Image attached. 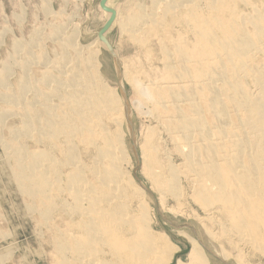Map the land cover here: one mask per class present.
Returning <instances> with one entry per match:
<instances>
[{
    "label": "bare ground",
    "instance_id": "6f19581e",
    "mask_svg": "<svg viewBox=\"0 0 264 264\" xmlns=\"http://www.w3.org/2000/svg\"><path fill=\"white\" fill-rule=\"evenodd\" d=\"M109 2H104L107 26L115 22ZM234 2L160 0L149 14L140 7L119 21L121 31L140 47L151 33L166 30L167 18L183 24L194 38L191 49L180 39L172 54L164 50L170 81L144 85L133 80L135 99L104 80L98 49L108 48L103 38L84 55L75 41L64 46L60 39L62 62L43 64L56 68L57 75L46 70L31 83L24 72L17 95L3 91L8 115L21 119L3 144L15 184L39 206L46 224L59 223L58 228L50 225L56 231L51 264L171 263L177 249L152 228L149 190L139 181L125 144L123 126L133 140L131 110L141 108L176 142L175 154L183 159L176 168L166 146L155 141L157 126L148 130L151 137L139 146L138 159L151 189L162 199L178 201L180 177H191L197 186L194 200L208 216L222 215L228 241L248 245L264 258V0L251 5L249 15L235 6L247 0ZM18 137L33 142L34 150L17 143ZM188 239L187 264H210L209 249L197 237Z\"/></svg>",
    "mask_w": 264,
    "mask_h": 264
},
{
    "label": "rangeland",
    "instance_id": "374dc122",
    "mask_svg": "<svg viewBox=\"0 0 264 264\" xmlns=\"http://www.w3.org/2000/svg\"><path fill=\"white\" fill-rule=\"evenodd\" d=\"M104 2L108 0H0V96L7 89L17 95L19 88L16 83L21 78V73L23 76L26 72L31 83L36 81L38 83L46 72L48 75H57L59 71L53 69L52 61H55V64L57 61L62 62L63 51L58 46L60 39L65 43L64 46L70 41H75L84 55L90 45L103 38L108 48L99 45L100 72L106 83L119 93L118 82L121 80L125 95L130 98H137L133 87L134 79L144 85L162 78L170 81L169 73L167 74L169 71L163 67L164 50L168 49L172 54L174 44L180 39L187 41L183 44L191 49L194 44L192 33L187 31L183 24L170 22L172 20L167 18L164 26L166 30L151 33L150 40L147 39L148 44L140 47L121 31L119 21L124 20L140 7L149 14L154 3L157 5L160 0H110L112 18L115 21L111 22L110 26H107ZM239 4L236 2L235 6L240 14L249 15L251 5H259V0H247L245 4ZM157 8L160 12V6ZM68 55L70 59L75 60L73 49L69 50ZM46 63L47 65L51 63L52 66L45 67ZM2 80L7 81L6 89L3 88L5 82ZM43 88L39 87V89ZM8 105L0 98V264H51L54 253L52 238L55 231L51 229L55 226L58 228L59 223L56 221L52 225V221H48L46 224L39 216V206L23 197L15 184L11 172L12 160L4 153L3 144L20 127L21 119L18 116L8 115L5 110ZM145 110L144 108L139 109L140 112L131 110V131L134 139L131 140L125 124L123 126L126 133L125 144L139 181L149 190L145 198L150 206L152 228L155 233L167 236L172 246L177 249L170 264H178L179 261L187 264L191 250L188 235L193 239L197 237L204 247L209 249L211 254L205 253L210 264H264L263 256L254 253L250 246L239 244L233 239H230L232 243L228 241L221 230V226L225 224L222 215L214 209L216 214L208 216V213L194 200L197 186L193 184L191 177L186 175L180 177L183 196L178 201L168 196L162 199L157 190L151 189V183L142 171V161L138 159L139 146L149 135L151 137L148 130L149 133L153 129L155 131L157 126V136L154 135V138L158 137V139L155 141L159 140L162 147L166 146L164 150L172 154L174 157L171 156L172 162L176 168L179 169V166L183 165V159L175 154L176 142L174 141V146L170 142L169 134L163 133L162 126L154 116L146 115ZM18 139L17 143H23L21 137ZM23 144L29 150H34L33 142ZM132 144L137 150V158L132 151ZM29 208L33 209L30 211Z\"/></svg>",
    "mask_w": 264,
    "mask_h": 264
},
{
    "label": "water",
    "instance_id": "95a60500",
    "mask_svg": "<svg viewBox=\"0 0 264 264\" xmlns=\"http://www.w3.org/2000/svg\"><path fill=\"white\" fill-rule=\"evenodd\" d=\"M104 42H105V41H104ZM118 89H119L120 93L124 94V93H123L124 90H123L121 87H119ZM128 113L130 114V112H128ZM131 148H132L133 153L136 154V148H135V145L132 144Z\"/></svg>",
    "mask_w": 264,
    "mask_h": 264
}]
</instances>
